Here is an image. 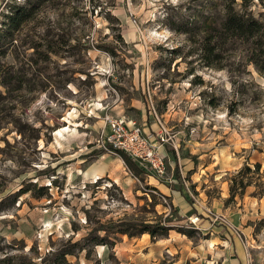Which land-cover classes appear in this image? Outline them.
<instances>
[{"label": "rangeland", "instance_id": "1", "mask_svg": "<svg viewBox=\"0 0 264 264\" xmlns=\"http://www.w3.org/2000/svg\"><path fill=\"white\" fill-rule=\"evenodd\" d=\"M220 1L213 0V18ZM13 5L28 4L0 0V260L38 262L119 220L163 216L192 237L173 230L152 241L118 235L112 247L66 260L224 264L219 246L208 262V243L226 241L230 257L233 236L239 264H264V195L254 185L264 184V76L244 62L240 43L227 42L218 67L208 68L203 36L171 29L206 15L205 0H35L30 17L5 35ZM249 10L256 15L262 7L252 0ZM107 118L162 138L159 179L106 150ZM254 164L259 180L249 174L251 184L227 202L229 180ZM153 181L191 208L194 225Z\"/></svg>", "mask_w": 264, "mask_h": 264}, {"label": "trees", "instance_id": "2", "mask_svg": "<svg viewBox=\"0 0 264 264\" xmlns=\"http://www.w3.org/2000/svg\"><path fill=\"white\" fill-rule=\"evenodd\" d=\"M25 1L27 6L13 5L8 7L9 12L4 15L2 22L3 27H5L2 33L5 35H10L30 17L35 0ZM256 1L262 10L254 15L249 10L252 0H239L237 4L235 0H221L219 4L220 15L218 18H213L211 10L215 8L216 4L213 0H205L204 8L209 11L206 15H202L199 20L197 18L179 19L172 23L171 29L185 36H203L200 51L203 55L204 66L208 68L218 67L221 53L224 51L227 42L232 40L240 43L244 47V62L251 65L258 75L264 76V0ZM106 150L115 152L129 169L135 167L134 163L121 151L111 150L109 147ZM249 174L255 175L259 180V165L254 164L252 170L244 165L229 180L227 202L232 201L235 195L240 197L243 189L251 184L250 180L247 179ZM254 185L257 191L255 195L262 197L264 184L254 182ZM39 195H44V193ZM15 199L12 198V203ZM169 224L170 220L163 216H158L150 222L119 220L114 224L111 223L89 232L81 241L68 243V245L54 251L50 256L40 258L38 262H33L31 258L25 256H11L1 259L0 264H70L66 260L67 256H73L80 251H85L87 254L89 247L105 245L112 247L115 237L118 235L134 238L146 234L152 241L166 238L168 231L173 230L186 238L192 237L191 232L186 228L182 226L172 227ZM98 231H102L104 234L99 236L96 233ZM95 264L98 262L96 261Z\"/></svg>", "mask_w": 264, "mask_h": 264}, {"label": "built area", "instance_id": "3", "mask_svg": "<svg viewBox=\"0 0 264 264\" xmlns=\"http://www.w3.org/2000/svg\"><path fill=\"white\" fill-rule=\"evenodd\" d=\"M107 123L110 132L104 138L103 143L111 150L121 151L130 160L136 162L139 167H147L152 176L156 180L159 179L164 172L163 160L165 155L161 148L162 138L158 137L157 140H152L151 134H143L139 127L134 124L127 127V123L125 124L121 119L116 121L107 118ZM161 129L163 130V127ZM187 221L194 225L197 218L188 217Z\"/></svg>", "mask_w": 264, "mask_h": 264}, {"label": "crops", "instance_id": "4", "mask_svg": "<svg viewBox=\"0 0 264 264\" xmlns=\"http://www.w3.org/2000/svg\"><path fill=\"white\" fill-rule=\"evenodd\" d=\"M153 182L155 184H153L152 187L155 188L160 193V195H162L164 197L171 198V205H172L173 209H176L178 211L179 217L181 219L182 218H187L188 215H189L188 213L192 211L191 208L188 207V205H186L184 203H182V204L179 203L178 200L174 198L175 196L173 195V193L170 192L168 189L163 188V187H161V189H160V187L157 186V182H155V181H153ZM262 201H263L262 199H257L256 203L262 202ZM223 211H225V209ZM223 211H221V212H223ZM233 220H234V222H237L239 219H237V217H236V218H233ZM213 224H214V222H211V224H209L211 229H214ZM203 226H205V224H202V226H200V227H203ZM211 229H210V232H213V230H211ZM181 236L183 237V235H181ZM168 238L171 239L170 235H168ZM231 239H232V241H231L232 244H230V246H232V248H233L232 251H233V253L235 255L233 254L230 257H228V255H226V253H228V251H229L228 250L229 244L226 241H224V240L223 241H218L217 243H212L211 241H209L208 250L206 252L207 255H208V258H209L208 262H211V260H212V258L209 257V253H212L214 251V248H217V246H219L220 247V255L218 256L219 257L218 259H220L221 263H224V264H239L240 263V255H239V252H238V251H240L239 250V244H238L237 240L233 236H231ZM155 244H158V242L155 241ZM169 248H171V247L168 246V248H167V246H164V249H166V251H169ZM176 263H178V262H176ZM195 263H197V262H195ZM173 264H175V263H173Z\"/></svg>", "mask_w": 264, "mask_h": 264}, {"label": "bare ground", "instance_id": "5", "mask_svg": "<svg viewBox=\"0 0 264 264\" xmlns=\"http://www.w3.org/2000/svg\"><path fill=\"white\" fill-rule=\"evenodd\" d=\"M64 129H65V128H64ZM62 130H63V129H61V130L59 129V130L57 131L56 135H61ZM65 131H66V130H65Z\"/></svg>", "mask_w": 264, "mask_h": 264}]
</instances>
